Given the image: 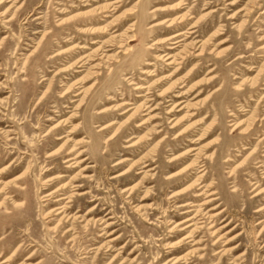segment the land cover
Masks as SVG:
<instances>
[{"label":"rangeland","instance_id":"rangeland-1","mask_svg":"<svg viewBox=\"0 0 264 264\" xmlns=\"http://www.w3.org/2000/svg\"><path fill=\"white\" fill-rule=\"evenodd\" d=\"M0 264H264V0H0Z\"/></svg>","mask_w":264,"mask_h":264},{"label":"bare ground","instance_id":"bare-ground-1","mask_svg":"<svg viewBox=\"0 0 264 264\" xmlns=\"http://www.w3.org/2000/svg\"><path fill=\"white\" fill-rule=\"evenodd\" d=\"M63 23V22H62ZM179 35H181V34H176L174 37H176V36H179ZM171 56L169 55L168 56V58H170ZM169 63H173V61H170ZM138 88H141V86H139ZM179 134H182V132H180ZM59 150V149H58ZM57 150V151H58ZM57 151H56V153H57ZM61 199H63V198H61ZM53 211H56V214H61V213H63V206H57L55 209H53L51 212H53ZM50 230H53V228L51 227L50 228ZM6 261H8V259H6L5 260V262Z\"/></svg>","mask_w":264,"mask_h":264}]
</instances>
